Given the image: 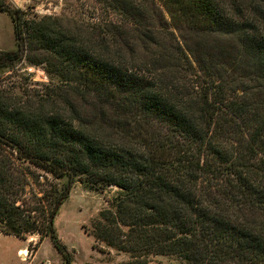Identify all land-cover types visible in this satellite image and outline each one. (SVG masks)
Returning <instances> with one entry per match:
<instances>
[{"label":"trees","instance_id":"1","mask_svg":"<svg viewBox=\"0 0 264 264\" xmlns=\"http://www.w3.org/2000/svg\"><path fill=\"white\" fill-rule=\"evenodd\" d=\"M95 1L0 3L17 44L0 70L51 77L0 87V232L50 236L70 264L54 218L80 182L118 188L95 236L120 264H264V0ZM38 169L66 183L39 196Z\"/></svg>","mask_w":264,"mask_h":264},{"label":"rangeland","instance_id":"2","mask_svg":"<svg viewBox=\"0 0 264 264\" xmlns=\"http://www.w3.org/2000/svg\"><path fill=\"white\" fill-rule=\"evenodd\" d=\"M0 3L27 10L30 17L34 14H69L75 9L85 12L87 17L100 7L95 0H0ZM96 15L99 16V12ZM16 48L13 18L8 11H0V52L14 51ZM50 80L43 65L32 64L26 59L12 68L0 70V87L12 88L17 93L37 92ZM38 172L41 175L34 186L39 196L50 192L56 182L59 187L66 183L63 179L46 177L42 170L38 169ZM117 192V187H109L103 192L91 190L80 182L71 186L68 198L54 218L56 235L71 256L70 264H120L130 259L128 253L107 246L95 236L101 212L113 207L112 200ZM50 200V196L43 200L45 210H50ZM23 247L31 248L25 258L19 253ZM0 264H67V260L50 236L40 242L38 233L24 239L0 232Z\"/></svg>","mask_w":264,"mask_h":264},{"label":"crops","instance_id":"3","mask_svg":"<svg viewBox=\"0 0 264 264\" xmlns=\"http://www.w3.org/2000/svg\"><path fill=\"white\" fill-rule=\"evenodd\" d=\"M19 253L21 256H23V258H25V256H27V254L29 253L27 247H23L19 250ZM24 253V254H23ZM26 253V254H25Z\"/></svg>","mask_w":264,"mask_h":264},{"label":"built area","instance_id":"4","mask_svg":"<svg viewBox=\"0 0 264 264\" xmlns=\"http://www.w3.org/2000/svg\"><path fill=\"white\" fill-rule=\"evenodd\" d=\"M30 70H32V68Z\"/></svg>","mask_w":264,"mask_h":264},{"label":"bare ground","instance_id":"5","mask_svg":"<svg viewBox=\"0 0 264 264\" xmlns=\"http://www.w3.org/2000/svg\"><path fill=\"white\" fill-rule=\"evenodd\" d=\"M24 254V253H23ZM26 254V253H25Z\"/></svg>","mask_w":264,"mask_h":264}]
</instances>
